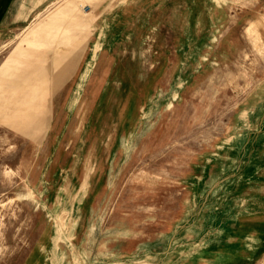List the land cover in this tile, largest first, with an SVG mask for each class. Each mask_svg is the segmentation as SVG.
I'll return each instance as SVG.
<instances>
[{
	"label": "rangeland",
	"instance_id": "374dc122",
	"mask_svg": "<svg viewBox=\"0 0 264 264\" xmlns=\"http://www.w3.org/2000/svg\"><path fill=\"white\" fill-rule=\"evenodd\" d=\"M0 264H264V0H56L0 39Z\"/></svg>",
	"mask_w": 264,
	"mask_h": 264
},
{
	"label": "crops",
	"instance_id": "0c3cea01",
	"mask_svg": "<svg viewBox=\"0 0 264 264\" xmlns=\"http://www.w3.org/2000/svg\"><path fill=\"white\" fill-rule=\"evenodd\" d=\"M56 0H0V39L24 28Z\"/></svg>",
	"mask_w": 264,
	"mask_h": 264
},
{
	"label": "bare ground",
	"instance_id": "6f19581e",
	"mask_svg": "<svg viewBox=\"0 0 264 264\" xmlns=\"http://www.w3.org/2000/svg\"><path fill=\"white\" fill-rule=\"evenodd\" d=\"M220 4V3H219ZM218 4V5H219ZM77 50V49H76ZM92 56V62L89 64V67H87V69L88 70H90V72H92V76H93V78H95V77H97L100 73H101V70H102V68L100 67V65L98 64V62L100 61L99 60V57L96 55V54H92L91 55ZM53 59V58H52ZM55 62L56 61H54V63L53 64H55ZM58 65H54V67H53V69H55L56 67H57ZM86 66V65H85ZM67 72V73H66ZM67 75H68V70H65L62 74H56V73H54L52 76H53V79H56V83H58L59 84V90H58V86H55L56 88H55V93H60L59 91H60V89L61 88H63L64 86H65V84H66V77H67ZM84 79H86V76H85V74L83 75V76H81V80L79 81V84H82V82L84 81ZM78 87H80V86H78ZM79 90H80V88H77L76 90H75V92L72 94V96H71V98H70V100L66 103V99H64V103H63V105H62V110H61V114H62V116H64V117H67V116H69V114L71 113H73L74 114V112H73V110H74V107H75V105H76V103H77V101H78V99L80 98V97H84V96H86V95H84V94H82V93H79ZM62 96V95H61ZM70 114V115H71ZM66 120H67V118H66ZM65 120V121H66Z\"/></svg>",
	"mask_w": 264,
	"mask_h": 264
}]
</instances>
